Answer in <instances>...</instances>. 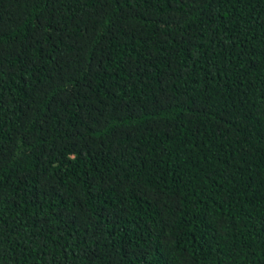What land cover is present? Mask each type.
Wrapping results in <instances>:
<instances>
[{"label":"trees","instance_id":"1","mask_svg":"<svg viewBox=\"0 0 264 264\" xmlns=\"http://www.w3.org/2000/svg\"><path fill=\"white\" fill-rule=\"evenodd\" d=\"M0 264H264V0H0Z\"/></svg>","mask_w":264,"mask_h":264}]
</instances>
